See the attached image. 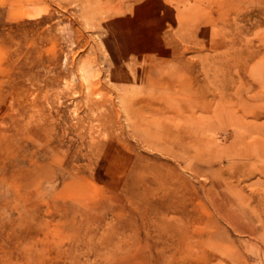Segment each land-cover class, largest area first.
I'll return each mask as SVG.
<instances>
[{
    "label": "rangeland",
    "instance_id": "rangeland-1",
    "mask_svg": "<svg viewBox=\"0 0 264 264\" xmlns=\"http://www.w3.org/2000/svg\"><path fill=\"white\" fill-rule=\"evenodd\" d=\"M263 171L264 0H0V264H264Z\"/></svg>",
    "mask_w": 264,
    "mask_h": 264
},
{
    "label": "bare ground",
    "instance_id": "bare-ground-1",
    "mask_svg": "<svg viewBox=\"0 0 264 264\" xmlns=\"http://www.w3.org/2000/svg\"><path fill=\"white\" fill-rule=\"evenodd\" d=\"M263 173H264V171H263ZM262 174V173H261ZM263 175V174H262ZM264 177V176H263ZM264 193V192H263ZM216 209L221 213V217L223 218V219H228V216H227V214H226V212L223 210V208H221V207H217L216 206ZM236 213V212H235ZM245 213V212H244ZM246 215V214H245ZM242 217H244V216H242ZM247 217V216H246ZM232 221V220H231ZM233 222V221H232ZM234 223V222H233ZM236 228H238V227H236ZM235 229V228H234ZM237 231H238V229H237ZM238 232H240V231H238ZM253 232H254V230H253ZM251 233V232H250ZM254 234V233H253Z\"/></svg>",
    "mask_w": 264,
    "mask_h": 264
}]
</instances>
